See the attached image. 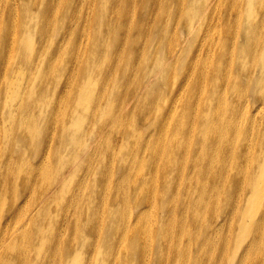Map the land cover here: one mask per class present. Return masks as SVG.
<instances>
[{
	"label": "bare ground",
	"instance_id": "1",
	"mask_svg": "<svg viewBox=\"0 0 264 264\" xmlns=\"http://www.w3.org/2000/svg\"><path fill=\"white\" fill-rule=\"evenodd\" d=\"M83 1L18 0L0 13V264H264V0H197L196 14L191 0H142L154 44L131 67L124 50L108 53L96 71L112 80L101 105L81 89L78 61L65 62L79 54L84 71L93 61L64 38L81 27ZM56 10L60 23H49ZM28 11L42 12L39 36ZM175 15L172 38L182 40L147 76ZM53 70L71 74L58 97L76 85L68 110L49 99L52 75L42 73ZM164 92L155 116L149 104ZM147 107L149 122H137ZM134 151H144L140 161Z\"/></svg>",
	"mask_w": 264,
	"mask_h": 264
},
{
	"label": "rangeland",
	"instance_id": "2",
	"mask_svg": "<svg viewBox=\"0 0 264 264\" xmlns=\"http://www.w3.org/2000/svg\"><path fill=\"white\" fill-rule=\"evenodd\" d=\"M39 2H42L44 0H38ZM222 2V0H220ZM142 0H84L82 2V11L80 12L81 19L79 21V24L81 27H74L73 29H70V34L64 38H69L71 35L72 39L75 41L76 44H80L81 47V53H85L89 55L90 59L91 56L93 58V61H89V63L86 65L84 71L83 66L80 67V61L82 62L79 54H74L76 58H73V56H69L65 58L66 61H73L76 63L78 61V67H77V73L79 72H84L85 78L81 82V89H84L86 87L90 88L92 98L96 105H101V102H99V97L101 93L107 89H109L110 84H111V79L107 82L106 85L102 83V81L98 80L96 77V71L97 69H101L100 67L104 66L107 62L103 59L108 58V53L112 50L118 47L121 50H124L121 55H120V60L124 65L127 67H131L133 65V59H132V54L139 52L141 48L143 47L144 43L149 40L150 46L154 44V35L148 36V30L152 29L155 32V22L150 21L148 22L146 20L147 14L149 16V11L146 10V7L141 6ZM150 0H147V3H149ZM198 1L197 0H191L190 6H192V10L196 11V13H199L201 10L202 6H199L196 4ZM72 6V4H71ZM0 13L3 12V10L6 11L5 15H7L8 11H11V14L13 13V9L15 8L18 10V0H2L1 5H0ZM42 7V4H41ZM30 14V17L34 18L33 22L28 23V25H32L34 27V33L39 36L40 31L36 29V26L38 24V21L41 22V16L42 12H32L28 11ZM56 14L54 15V18L52 17L49 21V23H53L56 21V23H60V20H56L57 16L59 15L58 10H56ZM194 14V15H195ZM203 14V12L200 13V15ZM199 15V16H200ZM157 14L153 16V18L156 19ZM2 17V16H1ZM0 17V21H1ZM180 15H175L170 17L167 20V24L164 29V39L163 43H156L155 47L157 48V57L155 60L151 61L148 63L149 69H147V76L150 75V71H153L158 63L159 64H164L167 62L168 59H164V54L163 52L167 50V46L171 45L172 47L175 46L178 42L182 40V37H180L178 40H175L172 38V34L176 33V29L178 26V18ZM185 17V16H184ZM186 18V17H185ZM217 18V14L216 17ZM188 19V18H187ZM38 20V21H37ZM158 21V20H157ZM159 22V21H158ZM186 22V19L182 20L180 23L183 24ZM197 20L192 24V26H195ZM65 23L70 24L71 22L69 20H65ZM189 23V22H188ZM57 25V24H56ZM74 26V25H73ZM168 26V28H167ZM191 26V27H192ZM50 36H52L53 32V26L50 28ZM204 29V28H203ZM99 30L101 32L100 34V42L97 43L94 46V33ZM160 31V23H159V28L158 31ZM179 31V30H178ZM201 29H199L198 33H200ZM196 33V35H198ZM58 35L66 34L65 32H59L57 33ZM204 31H201V34L199 36V41H201L203 37ZM63 35V36H64ZM62 36V37H63ZM56 38V37H54ZM66 45V43H65ZM71 45V44H70ZM45 46V45H44ZM39 51L37 54V59L35 60L36 62H41L44 60V57L49 53L50 48H44ZM94 46V47H93ZM132 47H135V49L132 51ZM93 48H96L93 51ZM89 50V51H88ZM100 50V51H99ZM43 51V57L40 58L41 53ZM206 51L202 52L204 54ZM81 54V56H82ZM201 54V55H202ZM196 53L194 54V56ZM31 57H26L23 58V60H29ZM62 57H59L58 59L55 60V66L60 65L62 61ZM109 59V58H108ZM138 60L135 62V68H136V63ZM107 68V67H105ZM177 70L180 72L181 71V66L177 67ZM53 71H46L42 73V76L48 80L50 74L52 75V85H51V94H49V99L50 101L54 102L56 101V104L65 107L68 110V104L73 103L77 104V92H76V85L71 84L69 87H65V91H67L68 95L66 98L62 99L56 95V91L60 90L63 86H60L61 82L63 83L64 76L68 75L66 80L71 76L70 72L67 74H57L53 73ZM141 78V77H140ZM179 78V75L177 76L176 79ZM61 79V80H60ZM74 79V77H73ZM72 79V80H73ZM185 79V78H184ZM60 80V82H59ZM142 80V78H141ZM191 80V78H190ZM189 80V82H190ZM176 82H173V89L176 87ZM206 81V80H205ZM203 82V84L205 83ZM155 89L161 90V86L159 84L156 85ZM62 90V89H61ZM110 90V89H109ZM156 90L152 91L148 97V100H151V97L154 93H156ZM124 92V91H123ZM43 95V91L41 93ZM200 95V94H199ZM162 100L159 105H153L152 102L149 104V106H153V111L155 112V116H157V111L160 108H163L166 103L168 102L166 100V92H164V95L160 97ZM174 100V99H173ZM173 100L169 101L168 105L169 107L172 105ZM50 102V103H51ZM111 106L110 103H107L105 106V110L109 111V107ZM148 106V107H149ZM148 107L141 112L139 115H137L136 120L137 122H140L141 120H145L149 122L152 114L148 113L147 109ZM168 107V108H169ZM170 109V108H169ZM88 113L86 114L87 117H90L92 115H98L97 108H89L87 109ZM195 108L192 109L191 115H194ZM157 119V118H156ZM192 121L194 122V119L191 116ZM115 125V124H114ZM115 132L112 133V136H116L117 134H120L122 130L124 129V122L119 120L118 123L115 125ZM187 126L190 129V124H187ZM137 151H134V156H136L139 161L141 158L144 156V151H140L136 155ZM148 153V152H146ZM149 157V156H148ZM95 165V164H94ZM140 173H143L140 171ZM54 216H52L53 218ZM49 229V225L47 226ZM49 234L46 235L48 237ZM241 244V243H240ZM30 255H32L30 253ZM41 257L40 259H42ZM77 259H79V256H76ZM76 258L72 259L70 263L75 262L76 263ZM39 259V260H40Z\"/></svg>",
	"mask_w": 264,
	"mask_h": 264
}]
</instances>
